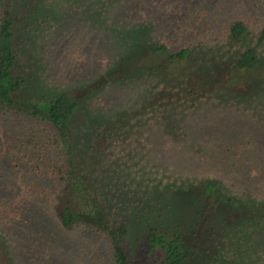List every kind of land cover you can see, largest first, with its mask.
I'll return each instance as SVG.
<instances>
[{"label": "trees", "instance_id": "obj_1", "mask_svg": "<svg viewBox=\"0 0 264 264\" xmlns=\"http://www.w3.org/2000/svg\"><path fill=\"white\" fill-rule=\"evenodd\" d=\"M112 1L0 0V110L46 124L36 134L41 142L29 145L35 149L39 143L40 153L53 147L59 150L61 162L51 167V174L59 181L56 214L61 226L68 230L85 226L105 234L113 264H136L129 247L135 224L139 240L153 259L150 264H264V199L253 192H230L217 178H170L147 189L136 183L130 191L135 196L110 202L90 177L106 137L126 130L127 119L135 112L136 119L140 117L150 100L161 102L173 94L179 103L210 97L229 105L243 100L250 101V106L264 104V18L256 28L249 21L255 14L229 22L225 35L217 40L211 38L213 29L202 27L206 35L194 41L199 21L211 25L205 24V12L188 15L182 4H169V27L161 21L159 25L152 4L140 11L143 17L136 24L115 29L112 37L118 52L105 71L70 89L51 86L47 66L33 65L44 49V38L57 32L69 13L83 14L92 7L107 11ZM254 5L259 7L257 1ZM97 17L91 23L94 27L102 23ZM37 78L50 90L36 98L23 97L35 90ZM144 83L146 91L137 97L135 110L105 113V121L95 122L101 109L92 110V101L102 89L116 84L137 88ZM156 85L163 86L160 93ZM155 94L166 95L157 98ZM160 104L177 105L170 100ZM137 122L136 130L144 121ZM169 128L174 131L177 125ZM152 204L161 210L156 221L150 222L142 211L140 219L132 214L147 211ZM185 206L189 207L187 217ZM260 234L263 240L258 241ZM9 238L0 230V264H16L12 255L16 244Z\"/></svg>", "mask_w": 264, "mask_h": 264}, {"label": "rangeland", "instance_id": "obj_2", "mask_svg": "<svg viewBox=\"0 0 264 264\" xmlns=\"http://www.w3.org/2000/svg\"><path fill=\"white\" fill-rule=\"evenodd\" d=\"M169 4H182L188 15L198 16L203 11L208 16L205 24L211 25L199 21L202 25L193 35L194 41L199 35H206L202 27L213 29L211 38L217 40L223 38L229 22L255 14V19L249 21L256 28L264 18L263 0H114L107 11L91 6L83 14L69 13L66 23L44 38V49L33 65L44 63L50 85L58 90L84 85L105 71L116 57L118 50L112 37L116 28L136 24L143 17L140 11L151 5L158 13L159 23L170 27ZM180 16L183 14L177 17ZM94 17L104 24L92 26ZM145 84L137 88L116 84L102 89L92 101V110L101 109L99 113L94 111L98 116L95 122L105 121V113L135 110L137 97L146 91ZM34 85L35 90H28L23 97L36 98L50 90L38 78ZM156 87L160 93L163 86ZM163 95L166 94H155L157 98ZM169 96L167 100L177 105L165 108L160 103L166 104L167 100H150L149 108L139 112L140 117L136 119L135 112L127 119L126 130L104 140L101 156L90 170L91 181L103 189L104 199L116 202L133 197L136 194L130 191L136 189V183L141 182L147 189L170 178L187 177L217 178L230 192L251 191L264 199V104L250 106V101L243 100L241 104L229 105L210 97L179 103L173 94ZM136 121H144L137 130ZM172 123L177 125L174 131L169 130ZM45 127V123L34 118L0 110V198H4L0 203V230L7 232L17 245L12 249L15 263L113 264L105 234L85 226L68 230L60 224L56 214L59 181L51 174V167L61 161L56 147L40 153L41 141L36 134ZM31 141H40L36 150L29 145ZM185 207L187 217L189 207ZM147 208L132 214L140 219L142 211L150 222L156 221L160 206L152 204ZM138 227H132L130 251L136 264H150L153 259L139 240ZM257 238L261 241L263 235ZM20 253H25L22 259L18 258Z\"/></svg>", "mask_w": 264, "mask_h": 264}]
</instances>
